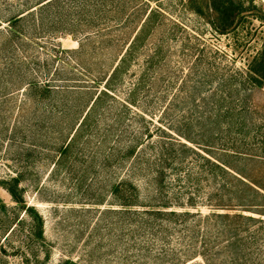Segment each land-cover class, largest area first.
<instances>
[{"label": "trees", "instance_id": "16d2710c", "mask_svg": "<svg viewBox=\"0 0 264 264\" xmlns=\"http://www.w3.org/2000/svg\"><path fill=\"white\" fill-rule=\"evenodd\" d=\"M205 1L221 34L247 16L233 0ZM160 6L0 0V81L15 75L11 92L25 99L8 153L18 145L16 154L48 156L51 171L65 170L80 200L113 219L124 264H264V118L242 98L264 84V40L245 70L188 68L182 79L167 62L175 37L160 34ZM66 36L78 47L55 43ZM29 47L48 54L36 75L20 68ZM23 179L19 169L0 179L15 204L0 201V254L18 232L20 264H46L44 221L26 203Z\"/></svg>", "mask_w": 264, "mask_h": 264}, {"label": "rangeland", "instance_id": "374dc122", "mask_svg": "<svg viewBox=\"0 0 264 264\" xmlns=\"http://www.w3.org/2000/svg\"><path fill=\"white\" fill-rule=\"evenodd\" d=\"M233 1L242 4L247 16L238 21L236 28L221 34L210 24L213 13L205 0H150L152 6L161 5L165 13L160 34L169 38L172 37L171 33L174 34L175 39L167 41V62L168 65L170 62L171 66L176 65L179 74L183 73L180 74L182 79L189 73L188 68H194L196 72L211 69L219 74L245 70L252 57L261 50L264 40V0ZM1 39L0 36V42ZM55 43L63 49L78 47V43L70 36L59 37ZM45 47L49 51V47ZM19 57L20 60L25 57L26 63L20 68L31 70L36 75L34 63H43L48 59V54L29 47ZM0 71L6 73L7 69L1 67ZM15 78L13 75L11 80H7L10 78L5 76L8 82L0 81V179L13 175L18 169L23 172L21 187L24 199L42 216L44 236L51 247V256L46 264H58L65 259L72 260L74 264H124L119 252L113 251V219L100 213L103 207H95L80 200L75 182L71 181L65 170L51 171V158L37 154L27 157L28 153L24 152L22 155L18 153L21 161L14 164L12 158L18 156V145L8 153L10 141L7 137H10L11 128L20 113L18 107L25 100L21 94L13 95L11 92L10 87L14 85ZM247 88L242 91V98L255 112L254 116L264 118V84L251 90L249 86ZM32 108L30 105L23 112L26 121L33 116ZM0 201L10 209L15 207L2 187ZM15 212L23 216L22 212ZM22 237L16 232L9 242H4L5 252L0 254V264L21 263L15 253L21 246Z\"/></svg>", "mask_w": 264, "mask_h": 264}]
</instances>
